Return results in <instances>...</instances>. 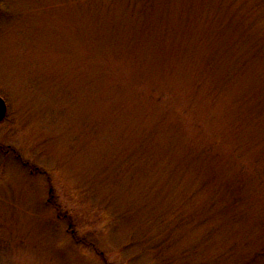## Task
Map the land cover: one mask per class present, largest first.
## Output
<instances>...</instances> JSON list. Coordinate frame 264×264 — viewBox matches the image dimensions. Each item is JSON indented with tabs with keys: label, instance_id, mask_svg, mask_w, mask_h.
<instances>
[{
	"label": "rangeland",
	"instance_id": "rangeland-1",
	"mask_svg": "<svg viewBox=\"0 0 264 264\" xmlns=\"http://www.w3.org/2000/svg\"><path fill=\"white\" fill-rule=\"evenodd\" d=\"M0 264H264V0H0Z\"/></svg>",
	"mask_w": 264,
	"mask_h": 264
},
{
	"label": "water",
	"instance_id": "water-1",
	"mask_svg": "<svg viewBox=\"0 0 264 264\" xmlns=\"http://www.w3.org/2000/svg\"><path fill=\"white\" fill-rule=\"evenodd\" d=\"M7 105L5 100L0 96V121L6 116Z\"/></svg>",
	"mask_w": 264,
	"mask_h": 264
}]
</instances>
